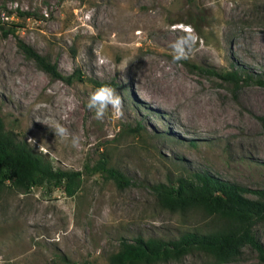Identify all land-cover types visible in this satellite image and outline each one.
Masks as SVG:
<instances>
[{
    "label": "rangeland",
    "instance_id": "374dc122",
    "mask_svg": "<svg viewBox=\"0 0 264 264\" xmlns=\"http://www.w3.org/2000/svg\"><path fill=\"white\" fill-rule=\"evenodd\" d=\"M191 20L198 40L188 59L173 62L179 26ZM18 40L62 74L76 70L80 77L71 83L51 77ZM231 68L264 76V0H0L5 128L27 143L34 139L36 146L28 145L55 169L82 172L71 196L49 184L23 192L6 183L0 264H110L120 242L136 236L173 239L218 227L199 210L160 205L152 185L177 175L208 172L264 188V87L234 88L204 71ZM103 85L122 96V116L109 110L97 120L88 109L89 96ZM57 123L68 138L55 136ZM44 142L47 153L39 152ZM102 158L129 179L127 186L94 170ZM255 234L264 244V222ZM160 264L264 261L246 246L229 262L191 253Z\"/></svg>",
    "mask_w": 264,
    "mask_h": 264
},
{
    "label": "trees",
    "instance_id": "16d2710c",
    "mask_svg": "<svg viewBox=\"0 0 264 264\" xmlns=\"http://www.w3.org/2000/svg\"><path fill=\"white\" fill-rule=\"evenodd\" d=\"M188 24L196 28L192 20ZM18 46L51 77L66 83L80 77L76 70L68 75L62 74L56 63L27 43L18 40ZM204 71L231 83L234 88L252 83L264 87V76H253L245 69ZM94 170L112 178L119 187L129 184V179L108 166L105 158L97 162ZM81 175L80 170L55 169L49 159L34 151L25 140L17 138L12 130L6 129L0 116V193L8 182L23 192L34 185L49 184L71 196L79 189ZM152 190L160 205L167 210L181 213L199 210L218 220L220 225L207 232L185 231L173 239L136 236L132 241L120 242L118 251L109 257L110 264H160L180 260L191 253H202L217 263H223L239 258L246 246L254 249L264 261V244L255 234V226L264 222V188H248L208 172L195 171L155 183ZM248 193L255 197H249Z\"/></svg>",
    "mask_w": 264,
    "mask_h": 264
},
{
    "label": "clouds",
    "instance_id": "9594fccd",
    "mask_svg": "<svg viewBox=\"0 0 264 264\" xmlns=\"http://www.w3.org/2000/svg\"><path fill=\"white\" fill-rule=\"evenodd\" d=\"M179 28L183 34L180 35L171 45L173 50V62L188 59L198 40L195 30L190 25H181ZM87 107L90 111L94 112V118L97 120H103L109 113V110H111L113 116L120 117L123 115V98L117 89L109 85H103L98 87L89 96ZM53 132L55 133V136L61 138H68L70 136L68 129L58 123ZM28 143L36 146L37 142L34 139L29 138ZM72 145L73 147H79L78 137L72 138ZM39 152H48V148L45 147V142L39 145Z\"/></svg>",
    "mask_w": 264,
    "mask_h": 264
}]
</instances>
